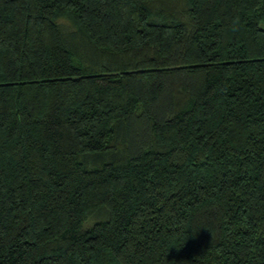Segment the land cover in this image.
Returning a JSON list of instances; mask_svg holds the SVG:
<instances>
[{
	"label": "trees",
	"instance_id": "16d2710c",
	"mask_svg": "<svg viewBox=\"0 0 264 264\" xmlns=\"http://www.w3.org/2000/svg\"><path fill=\"white\" fill-rule=\"evenodd\" d=\"M0 264H264V0H0Z\"/></svg>",
	"mask_w": 264,
	"mask_h": 264
}]
</instances>
